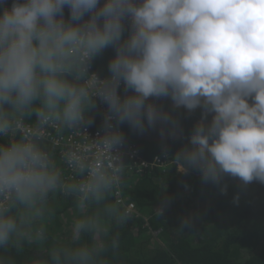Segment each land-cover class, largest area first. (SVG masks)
I'll return each mask as SVG.
<instances>
[{
    "label": "clouds",
    "instance_id": "9594fccd",
    "mask_svg": "<svg viewBox=\"0 0 264 264\" xmlns=\"http://www.w3.org/2000/svg\"><path fill=\"white\" fill-rule=\"evenodd\" d=\"M181 110L200 113L189 134ZM124 125L158 129L177 171L221 194L229 178L264 184V0H0V264L32 248L24 264H115L133 215ZM50 130L79 140L57 157ZM57 195L75 211L53 236Z\"/></svg>",
    "mask_w": 264,
    "mask_h": 264
},
{
    "label": "trees",
    "instance_id": "16d2710c",
    "mask_svg": "<svg viewBox=\"0 0 264 264\" xmlns=\"http://www.w3.org/2000/svg\"><path fill=\"white\" fill-rule=\"evenodd\" d=\"M113 55V49H106L93 62L98 73L107 75V64ZM181 112L189 134L200 113ZM101 123L97 109L95 123L89 129L94 130ZM123 131L127 146L137 147L149 160L161 157L172 164L159 170L148 169L143 176L124 175L121 198L127 204L134 203L136 210L120 229L121 247L115 264H264V184L253 182L244 187L229 178L228 192L221 194L217 186L202 183L197 171H177L174 159L164 155L158 129L139 135L124 125ZM182 144L181 140H169V155L175 154ZM49 147L59 157L58 151ZM165 186L166 191H162ZM185 192L189 193L187 200L183 197ZM237 193L239 202L235 203ZM165 197L170 203L159 217L155 209ZM53 205L55 215L48 227L53 236L63 235V226L71 222L68 216L74 214V202L70 197L57 195ZM139 213L148 218L147 225L137 217ZM189 217L193 223L181 230L182 220ZM38 254L36 248L22 254L15 250L10 253L16 264H24L28 257Z\"/></svg>",
    "mask_w": 264,
    "mask_h": 264
},
{
    "label": "built area",
    "instance_id": "2783aa9c",
    "mask_svg": "<svg viewBox=\"0 0 264 264\" xmlns=\"http://www.w3.org/2000/svg\"><path fill=\"white\" fill-rule=\"evenodd\" d=\"M92 71H96L94 63L92 65ZM97 72V71H96ZM101 77L100 73H98ZM104 105L100 104L98 105V112L101 115V113L104 110ZM102 118V115H101ZM100 130V126L95 128L94 130L87 129L89 135L95 137L97 131ZM79 140V137L74 136L72 133H63L62 136L58 135L54 130H50V135L48 137V144L52 147H54L58 153L63 150V148L69 144V143H75ZM126 156H125V163H126V169H125V175H133V176H143L144 173L148 169H163L171 165L172 163L168 160L164 159L161 160V157L154 158L153 160H149L144 157L143 153L135 146H127L125 147ZM122 194V193H121ZM131 211L135 212L136 206L134 203L128 204ZM139 218H142L147 225L148 218L145 217L142 213H139Z\"/></svg>",
    "mask_w": 264,
    "mask_h": 264
},
{
    "label": "rangeland",
    "instance_id": "374dc122",
    "mask_svg": "<svg viewBox=\"0 0 264 264\" xmlns=\"http://www.w3.org/2000/svg\"><path fill=\"white\" fill-rule=\"evenodd\" d=\"M188 194H189V193L186 194V192L183 194V197H184L186 200L190 198ZM72 217H73V214H72V215H69V216H68V220L71 221ZM69 225H70V224L67 223L66 226H63V227H64V230H66V229L69 227Z\"/></svg>",
    "mask_w": 264,
    "mask_h": 264
}]
</instances>
